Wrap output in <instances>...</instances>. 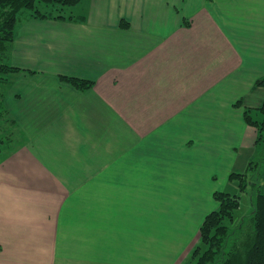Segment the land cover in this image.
<instances>
[{"label":"crops","instance_id":"0c3cea01","mask_svg":"<svg viewBox=\"0 0 264 264\" xmlns=\"http://www.w3.org/2000/svg\"><path fill=\"white\" fill-rule=\"evenodd\" d=\"M69 13L80 19L24 17L9 52L21 70L0 82V264H152L174 250L160 262L183 264L190 219L218 207L217 172L226 188L249 142L243 111L264 98V0Z\"/></svg>","mask_w":264,"mask_h":264},{"label":"trees","instance_id":"16d2710c","mask_svg":"<svg viewBox=\"0 0 264 264\" xmlns=\"http://www.w3.org/2000/svg\"><path fill=\"white\" fill-rule=\"evenodd\" d=\"M80 1L0 0V82L10 79L6 76L7 73L14 74L21 70L20 67H14L9 63V52L14 43L19 22L24 17L41 20H79V17L73 13L70 14L67 10L70 6L79 4ZM24 9L29 12L20 17ZM61 78L83 91L93 87L91 79L67 75H62ZM256 85L264 86V75L257 80ZM261 102L258 107H245L243 111L246 125L256 132L257 143H261L263 148L258 158L251 160L249 167L253 170H257L264 163V98ZM236 105H243L242 100H238ZM2 113L0 106V116ZM4 133L5 131L2 135ZM248 178V171L240 173L233 171L229 177L230 180H237L241 189L245 191ZM249 184L256 185L257 182L252 179ZM257 195L254 210L236 223L234 215L241 204V196L224 190L214 193L219 206L207 214L200 227L199 242L194 255L200 252L202 245H205L207 249L199 255L200 258L196 264H264V193L260 191ZM226 218H231L230 220L234 223H231V226L227 225Z\"/></svg>","mask_w":264,"mask_h":264},{"label":"rangeland","instance_id":"374dc122","mask_svg":"<svg viewBox=\"0 0 264 264\" xmlns=\"http://www.w3.org/2000/svg\"><path fill=\"white\" fill-rule=\"evenodd\" d=\"M72 9H73V6H70L68 8L67 12H71ZM27 12H29V11L24 9V11H22L20 13V17H23L24 14ZM0 75H1V73H0ZM256 86H258V85H256ZM260 86L264 87L263 85H260ZM260 86H258V87H260ZM1 93H2V91L0 90V94ZM6 124L10 125L11 126L10 128H16L15 125L12 124L10 121H7ZM256 135H257L256 132L250 128L249 133L247 135V137H249V142L245 143L239 147V149H238L239 151H238V155H237V159H236L237 165L234 166L233 169H231L232 171L239 172V173L240 172H246V171L249 172V178L247 179L248 184H247L246 191L241 189L240 184L238 183L237 180H229L226 184L227 187L225 188V185L224 184H223L224 186L222 185V180L226 175V171L224 168L223 169L220 168L219 172H217V174L219 176V185H221V187H224L223 188V189H225L224 191L229 192V193L230 192L235 193V194L241 196V204L239 206V209H237V210L235 209L236 211L234 210L235 211L234 220L236 221V223L240 222L242 220L243 216L249 215V213H251L254 210L253 206H254V201H256V198L258 196L257 194L260 191L264 193V163L257 170H253L249 167L251 160L254 158L255 159L258 158V156L261 154V151L263 149L261 143H257ZM4 139L5 138L2 137L0 140L3 141ZM1 144H3V143H1ZM5 148H7L6 145H5ZM0 155H1V153H0ZM252 179H253V181L257 182L256 185L249 184V181H252ZM146 200L148 201L147 196H146ZM218 206H219V204H218ZM149 207L150 206H147V211H146L148 217H143L142 220L147 221L146 223H148L149 226L151 227L152 226L151 220L154 221L156 219V216H150ZM206 216L203 217L202 214L196 213L195 217L192 216L190 219V220H192L191 224H189L191 227H189L187 229H189V231H193L194 229L192 227H195L194 224H196V225L198 224V226H197V228H198L197 233L198 234H197V237H195V239H192L191 242H187L188 239H186L185 242H184V240H182L183 245H184V249H185V253L183 254V258L186 259L183 262V264H196L200 258L199 255H201L207 249V247L205 245H202L200 252H197V254L194 255V253L197 249V243L199 242L198 237L200 234L199 233L200 227L203 224V222H204L203 220ZM202 218H203V220H202ZM133 219L134 218H132V220ZM230 219L231 218H226L225 223L227 225L231 226V223H234V222H233V220H230ZM150 223H151V225H150ZM236 223H235V225H236ZM133 224L135 225L136 223L133 222ZM147 225L145 227H143L144 232L147 229ZM194 235H195V233H194ZM191 243H192V245H191ZM193 244H194V246H193ZM170 246L172 247V249H175L178 247V245H170ZM174 251L164 252V254H163V252L157 253L155 255V261L152 264H163V261L160 262V260H161L160 256H162V258L163 257L168 258V256H171V254H173ZM184 259H182V260H184ZM180 264H181V262H180Z\"/></svg>","mask_w":264,"mask_h":264}]
</instances>
